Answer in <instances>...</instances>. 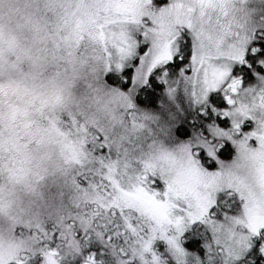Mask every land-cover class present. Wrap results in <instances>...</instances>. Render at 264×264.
<instances>
[{
    "label": "snow or ice",
    "instance_id": "6c2138e0",
    "mask_svg": "<svg viewBox=\"0 0 264 264\" xmlns=\"http://www.w3.org/2000/svg\"><path fill=\"white\" fill-rule=\"evenodd\" d=\"M31 7L95 121L7 264H264V0Z\"/></svg>",
    "mask_w": 264,
    "mask_h": 264
},
{
    "label": "rangeland",
    "instance_id": "374dc122",
    "mask_svg": "<svg viewBox=\"0 0 264 264\" xmlns=\"http://www.w3.org/2000/svg\"><path fill=\"white\" fill-rule=\"evenodd\" d=\"M31 4L32 0H0V130H4L3 150L9 152L0 156V259L5 264L32 249V237L20 232L21 224L28 228L45 219L39 210L48 201L52 180L73 175L78 142L69 135V118L95 121L86 110L82 69L41 67L44 60L37 48L47 41L43 22ZM25 99L38 124L26 116ZM25 123L30 124V152L18 133Z\"/></svg>",
    "mask_w": 264,
    "mask_h": 264
},
{
    "label": "trees",
    "instance_id": "16d2710c",
    "mask_svg": "<svg viewBox=\"0 0 264 264\" xmlns=\"http://www.w3.org/2000/svg\"><path fill=\"white\" fill-rule=\"evenodd\" d=\"M3 89V88H2ZM24 104L26 105V107H27V110H28V113H27V115L19 108V107H17L21 112V114H23V115H26V116H28V115H30L31 117H34V118H32L33 120H34V124L33 125H35V124H38V123H35V120H37L38 118H37V116L35 115V113L33 114L32 112V107L28 104V101H27V99H25L24 101ZM13 106H16L15 105V103L13 104ZM3 114V113H2ZM1 118V117H0ZM39 121V120H38ZM41 122V121H40ZM30 124H31V122H30ZM30 124H27V123H25L24 124V126H25V128L23 129V126L20 128V130L18 131V133L20 132V136H21V138H23V140H22V142H23V144H24V146L27 148V146H28V144H27V142H30L31 141V137H29V134L31 133L30 132ZM4 135V130H0V156L1 155H3L4 153H9L8 152V150L7 151H5V150H3V147H4V140H3V138H2V136ZM2 140H3V142H2ZM14 149H15V151H17V149H18V145H15V147H14ZM28 149V148H27ZM32 149H30V146H29V149H28V151L30 152ZM32 156V155H31ZM39 156H42V153L41 152H39ZM71 176H72V174H66V178L65 179H59V177L58 178H55V179H53L52 180V183H50L49 184V186H48V191H50L52 188H53V186L54 185H56V184H59V185H61V186H63V187H65L66 189L70 186L67 182H69L70 181V179H71ZM55 177H57V176H55ZM54 182V183H53ZM44 189V188H43ZM46 199H48V201H49V197H47ZM48 201L47 202H45V204H43L42 206H41V208H40V210H39V214H40V216H44V213L47 211V208H46V206H47V204H48ZM23 227H25V225H23V224H21ZM27 228V227H26Z\"/></svg>",
    "mask_w": 264,
    "mask_h": 264
}]
</instances>
